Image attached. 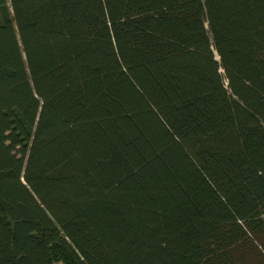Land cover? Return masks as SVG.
Returning <instances> with one entry per match:
<instances>
[{"label": "trees", "instance_id": "1", "mask_svg": "<svg viewBox=\"0 0 264 264\" xmlns=\"http://www.w3.org/2000/svg\"><path fill=\"white\" fill-rule=\"evenodd\" d=\"M0 264H264V0H0Z\"/></svg>", "mask_w": 264, "mask_h": 264}]
</instances>
